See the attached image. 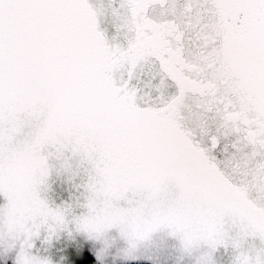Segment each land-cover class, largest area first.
<instances>
[{
	"label": "snow or ice",
	"instance_id": "6c2138e0",
	"mask_svg": "<svg viewBox=\"0 0 264 264\" xmlns=\"http://www.w3.org/2000/svg\"><path fill=\"white\" fill-rule=\"evenodd\" d=\"M0 264H264V0H0Z\"/></svg>",
	"mask_w": 264,
	"mask_h": 264
}]
</instances>
